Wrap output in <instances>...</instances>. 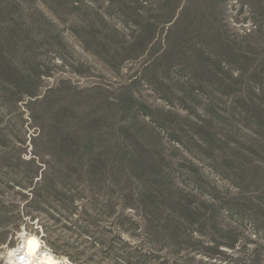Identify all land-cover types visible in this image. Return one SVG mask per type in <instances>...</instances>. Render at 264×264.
Returning a JSON list of instances; mask_svg holds the SVG:
<instances>
[{"label":"rangeland","instance_id":"rangeland-1","mask_svg":"<svg viewBox=\"0 0 264 264\" xmlns=\"http://www.w3.org/2000/svg\"><path fill=\"white\" fill-rule=\"evenodd\" d=\"M0 34V264L24 234L65 264H264V0H0ZM151 176L196 209L177 237L136 200Z\"/></svg>","mask_w":264,"mask_h":264},{"label":"trees","instance_id":"trees-1","mask_svg":"<svg viewBox=\"0 0 264 264\" xmlns=\"http://www.w3.org/2000/svg\"><path fill=\"white\" fill-rule=\"evenodd\" d=\"M185 30L188 29V25L184 28ZM226 45V43H225ZM223 44L219 46V49H222L228 53V47ZM5 46L3 44V40L0 34V77L5 76L8 79H12V73L11 68L8 66V62H6V52H5ZM240 52H235L234 54H238ZM243 54V55H242ZM246 53H241L242 57H244ZM10 87L11 83H8ZM16 89V88H15ZM23 92V93H22ZM19 91L18 94H25L24 91ZM31 95H36V93L29 92ZM133 100V99H131ZM264 109V108H263ZM258 120L259 124L264 128V110L259 112ZM77 132V133H76ZM50 133L52 134V141L54 142L56 146V150L60 153V158L64 156L65 163L66 160L68 163L75 165V159L84 157L82 153V147L80 142V137L78 135V131L76 128L72 129H66V126L63 125L61 122L54 123L51 125ZM92 141L87 143L85 154H90L89 161L93 162V154L92 151ZM92 156V157H91ZM133 157L136 165L138 168H140L141 173H149L154 175L157 171H160L161 173H164L166 171V167L163 166L165 159V156L163 155V152L157 151L153 152L152 149H147L146 152H143L139 155L133 156V151L128 152V157ZM241 158V157H240ZM91 159V160H90ZM63 161V160H62ZM61 163V160H60ZM63 163V162H62ZM239 163L246 164L245 161L241 160ZM69 164V165H70ZM89 169H94L93 163H88ZM242 164H239L238 167H241L244 169L243 173H248L247 176H244V180L246 182H256L258 180V171L256 169H251L249 167H245ZM68 165V164H67ZM68 165V166H69ZM115 167V164L113 165V168ZM166 174V173H165ZM153 177V178H152ZM246 177V178H245ZM45 181H47V178L45 177V172L42 177V181L38 183V187L41 188L43 185H45ZM142 187H140V190L142 191L137 195L136 200L138 204L144 205L147 210L152 214L153 217H157L160 214H166V220L168 222V226L166 225L168 231L170 232V235L177 237L179 234V229L186 226L187 224L191 223L193 219L197 217V212L195 208H192L189 203L183 202L180 198L175 197L171 192H169L168 186H166V190L161 187V185H164L163 183L160 184V180H155V176H151V179H147L143 181ZM139 200V201H138ZM165 203H169L170 206L174 205L176 207L177 212H174L172 210H167L164 212L162 210L161 206H165ZM134 204V203H132ZM264 209V208H263ZM167 212V213H166ZM259 214V213H257ZM166 222V223H167ZM184 230V229H183ZM228 246L233 247V244L227 243Z\"/></svg>","mask_w":264,"mask_h":264},{"label":"bare ground","instance_id":"bare-ground-1","mask_svg":"<svg viewBox=\"0 0 264 264\" xmlns=\"http://www.w3.org/2000/svg\"><path fill=\"white\" fill-rule=\"evenodd\" d=\"M23 243L8 248L6 258L9 264H65V258H58L48 250H42V243L34 234L22 235ZM35 245V247H31Z\"/></svg>","mask_w":264,"mask_h":264},{"label":"clouds","instance_id":"clouds-1","mask_svg":"<svg viewBox=\"0 0 264 264\" xmlns=\"http://www.w3.org/2000/svg\"><path fill=\"white\" fill-rule=\"evenodd\" d=\"M31 247H35V245H31ZM53 264H58V262L54 261Z\"/></svg>","mask_w":264,"mask_h":264},{"label":"water","instance_id":"water-1","mask_svg":"<svg viewBox=\"0 0 264 264\" xmlns=\"http://www.w3.org/2000/svg\"><path fill=\"white\" fill-rule=\"evenodd\" d=\"M7 260V259H6Z\"/></svg>","mask_w":264,"mask_h":264}]
</instances>
